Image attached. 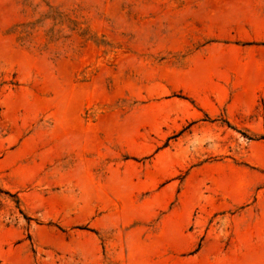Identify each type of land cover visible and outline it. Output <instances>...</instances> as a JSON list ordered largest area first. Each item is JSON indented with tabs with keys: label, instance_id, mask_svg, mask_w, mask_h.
<instances>
[{
	"label": "rangeland",
	"instance_id": "374dc122",
	"mask_svg": "<svg viewBox=\"0 0 264 264\" xmlns=\"http://www.w3.org/2000/svg\"><path fill=\"white\" fill-rule=\"evenodd\" d=\"M0 264H264V0H0Z\"/></svg>",
	"mask_w": 264,
	"mask_h": 264
}]
</instances>
